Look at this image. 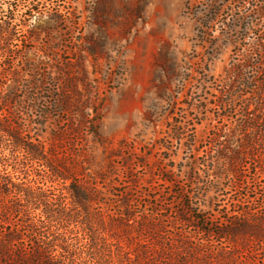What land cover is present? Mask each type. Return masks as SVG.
I'll return each instance as SVG.
<instances>
[{
    "label": "rangeland",
    "instance_id": "rangeland-1",
    "mask_svg": "<svg viewBox=\"0 0 264 264\" xmlns=\"http://www.w3.org/2000/svg\"><path fill=\"white\" fill-rule=\"evenodd\" d=\"M230 2L226 22L236 28L237 4L220 3ZM210 5L207 0H0V9L16 25L13 40L1 44L13 58L5 60L0 50V67L13 72L8 84H30L19 95L24 100L22 117L31 120L34 130L39 127L49 135L72 116L79 123L81 112H100L105 145L84 134L83 148L94 170H114L123 184L119 189L129 190L139 201L150 200L166 214L175 215L189 205L200 216L218 218L226 210H242L252 200L264 202V188L232 187L228 176L204 171L201 156L209 147L213 153L218 149L215 132L232 126L244 114L242 107L253 101L234 98L235 108L220 103L231 98L222 92L230 84L226 70L234 58H242V51L232 43L238 27L222 32L219 23L202 25ZM41 109L49 113L45 120ZM40 122L47 127L35 125ZM178 128L185 132L183 140L194 141V152L179 145ZM254 152L264 162V142ZM251 156L245 160L249 176L254 172ZM194 162L217 190L190 187L185 175ZM218 162L219 170L232 178L229 162ZM258 175L264 179L259 170ZM188 225L179 227L200 238ZM207 238L221 244L218 238Z\"/></svg>",
    "mask_w": 264,
    "mask_h": 264
},
{
    "label": "trees",
    "instance_id": "trees-1",
    "mask_svg": "<svg viewBox=\"0 0 264 264\" xmlns=\"http://www.w3.org/2000/svg\"><path fill=\"white\" fill-rule=\"evenodd\" d=\"M207 1L211 5L202 25L219 23L220 31H233L235 26L226 22L232 3ZM233 1L239 25L232 43L241 49L242 58H234L226 70L230 84L222 92L231 98L220 103L235 108L234 98L253 101L240 105L244 114L232 126L215 132L218 149L213 153L209 147L201 157L208 175L212 170L215 177L228 176L232 187L250 190L264 188L258 175V170L264 173V162L254 152L264 142V29L260 28L264 0ZM190 6L188 1L186 8ZM15 28L13 17L0 9V50L5 60L13 56L1 44L13 40ZM10 73L6 65L0 67V264H116L113 257L119 264H264V258H257L264 254V202L252 200L242 210H226L224 216L213 218L200 216L189 205L172 215L150 200L139 201L129 190L119 189L123 184L112 168L94 170L83 148L84 134L105 145L100 112H78L81 125L72 116L49 135L39 127L34 130L31 120L22 117L24 100L19 95L30 84L22 87L19 80L8 84ZM70 111L68 115L73 114ZM40 117L45 120L49 113L41 109ZM35 125L47 127L46 122ZM184 135L183 128L176 129L179 145L194 152V141L183 140ZM248 155L253 159L251 176L246 174ZM220 160L229 162L233 179L219 170ZM194 165L185 175L190 187L217 190ZM179 172L181 177L182 166ZM187 223L200 238L179 227ZM207 237L218 238L221 244Z\"/></svg>",
    "mask_w": 264,
    "mask_h": 264
}]
</instances>
